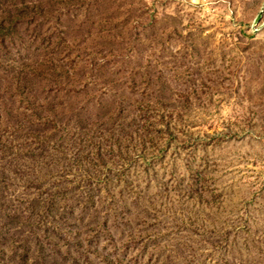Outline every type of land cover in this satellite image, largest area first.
I'll list each match as a JSON object with an SVG mask.
<instances>
[{"label":"rangeland","instance_id":"obj_1","mask_svg":"<svg viewBox=\"0 0 264 264\" xmlns=\"http://www.w3.org/2000/svg\"><path fill=\"white\" fill-rule=\"evenodd\" d=\"M0 264H264V0H0Z\"/></svg>","mask_w":264,"mask_h":264}]
</instances>
